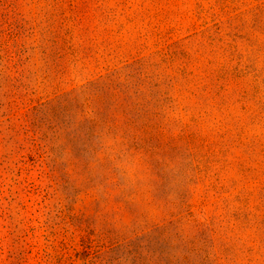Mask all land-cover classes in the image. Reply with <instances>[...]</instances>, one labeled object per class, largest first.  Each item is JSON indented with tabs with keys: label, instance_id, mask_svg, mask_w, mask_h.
<instances>
[{
	"label": "rangeland",
	"instance_id": "1",
	"mask_svg": "<svg viewBox=\"0 0 264 264\" xmlns=\"http://www.w3.org/2000/svg\"><path fill=\"white\" fill-rule=\"evenodd\" d=\"M127 69L161 137L84 152L51 104ZM0 264H264V0H0Z\"/></svg>",
	"mask_w": 264,
	"mask_h": 264
},
{
	"label": "trees",
	"instance_id": "2",
	"mask_svg": "<svg viewBox=\"0 0 264 264\" xmlns=\"http://www.w3.org/2000/svg\"><path fill=\"white\" fill-rule=\"evenodd\" d=\"M128 69L99 76L51 104L52 111L65 114L84 152L148 151L151 142L161 137L158 118L163 93L152 95L151 89L157 85H146L139 73Z\"/></svg>",
	"mask_w": 264,
	"mask_h": 264
}]
</instances>
